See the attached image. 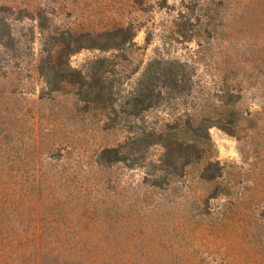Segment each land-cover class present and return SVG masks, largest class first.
Returning <instances> with one entry per match:
<instances>
[{"label": "rangeland", "instance_id": "374dc122", "mask_svg": "<svg viewBox=\"0 0 264 264\" xmlns=\"http://www.w3.org/2000/svg\"><path fill=\"white\" fill-rule=\"evenodd\" d=\"M212 1L0 0V23L3 19L6 23L0 24V31L10 30L15 41L10 46L7 39H0V186H42L35 208L25 206L23 210L30 224L25 223L23 229L36 231V238L41 231L49 234L45 246L59 247L62 261L264 264L263 54L247 53L249 62L232 79L236 84L243 78L242 87L238 85L233 92L237 112L234 131L228 133L214 125L209 129L212 160L218 163V170L212 169L216 174L213 181H198L201 163L185 165L187 160H194L193 153L187 156L178 150L168 157L160 145L133 153L125 149L129 159L102 172L94 163L97 150L105 144L124 142L127 133L122 129L100 133L91 125L78 132L77 125L70 122L63 126L57 121L58 115L52 114L61 106L68 122L69 107L74 103L72 93L58 95L52 91L56 82L63 90L64 86L71 88L58 80L57 72L79 70L86 75L91 60L107 57L115 71L106 79H114L112 106L117 113L110 109L98 122L132 124L137 130L138 126H154L157 121L185 118L194 111L198 120L214 121V115L202 111V107L214 105V86L219 79L214 66V38L206 32L207 27L212 30L214 26V6L210 15L205 11ZM231 7L226 6V16ZM243 16L239 14L240 22ZM240 22L236 23L238 28L243 25ZM119 24L131 27L132 35L125 42L124 34L97 32ZM177 24H185L193 37L181 41L171 36V28ZM69 28L95 30V34L81 36L79 44L84 47L70 57L61 52L62 57L51 61L50 55L56 54L58 46L54 35ZM253 32L255 40H240L238 53L242 54L250 42L254 50L264 45L259 26ZM232 51L236 52L234 48ZM157 57L187 63L192 92L176 93L165 88L159 101H153L156 105L147 111L137 116L122 112V107H132L136 84L148 63ZM42 94L44 100L40 102ZM87 117L93 119L92 114ZM12 134L20 140L18 157L12 149L16 140H9ZM60 143L63 146L57 149ZM49 152L58 160L46 158ZM88 160L91 165L84 162ZM75 167L81 173L73 172ZM106 172L109 174L104 178ZM154 180L162 182L164 190L149 192L143 181ZM108 184L109 189H105ZM89 187H93L92 193H87ZM170 188L180 189L175 193ZM25 198L28 203L29 198ZM194 202L213 217L214 224L189 221L188 211L196 206ZM37 211L51 214L45 230L31 225Z\"/></svg>", "mask_w": 264, "mask_h": 264}, {"label": "trees", "instance_id": "16d2710c", "mask_svg": "<svg viewBox=\"0 0 264 264\" xmlns=\"http://www.w3.org/2000/svg\"><path fill=\"white\" fill-rule=\"evenodd\" d=\"M182 1L185 2L186 0ZM239 1L214 0L211 4L208 3L205 9L206 15H210L209 10L214 6V26L212 30H209V27H207L206 32L209 37L214 38V57L217 60L216 63L214 62V66L218 70L219 79L214 86V105L209 104L208 106H204L202 107V111L214 115V121H212L213 118L198 120L196 117L197 112L194 111L186 114L185 118H170L162 123L157 121L154 126H138L137 130H135V125L124 124L122 122L101 123L98 122V118L110 112V109L117 113L114 106H112V102L115 100L113 96L114 79L113 81L106 79L107 74H115L113 63L109 58L98 57L91 60L89 62V71L86 75H83L82 71L72 69V73L70 74L57 72L58 80L70 84L71 88L66 89L67 86H64L65 89L63 90V86H59L58 82H56V86L52 91L58 95L72 93L74 97V103L69 107L71 116L68 122H65V116L62 115L63 107L58 106L56 110H53L52 114L58 115L57 121L60 124L68 126L67 124L72 122V126L77 125L78 132L87 129L91 125V128L96 127L100 133H106L114 129H122L127 133L124 142L116 145L105 144L97 150L94 163L102 172L103 169L106 170L111 166L126 162L129 158L124 152L125 149H128L129 153H133V151H139L146 146L160 145L168 157L178 150L184 151L187 156L193 153L195 156L194 160H187L185 165H191L196 161L197 164L201 163L203 165L202 172L198 176V181H213L216 179V174L215 172L212 174V169L214 167V171H217L218 163L216 160H212L213 154L210 152L212 140L209 129L214 125L228 133L234 131L237 112L233 108V92L238 85L242 87L243 78L239 80V83L236 82V84L232 82V79L234 76H238L239 71L245 67L246 62H249V58H247L249 53L260 52L264 55V45L254 50L252 42L245 45L242 54L238 53L241 49L238 45L240 40L250 39L248 41H251L255 37L253 32L254 27L259 26L261 33H264V0H247L248 2L245 4ZM227 5L234 7H231L232 11L226 16L225 8ZM21 12L30 13L28 10H21ZM240 13H244V19L241 22L238 19ZM1 21L3 23L0 24L6 26L5 20ZM237 22L243 25L238 28ZM97 32L98 34L108 36L124 34V38H122L124 42L132 35L131 27L124 24L112 25ZM192 33L185 24H177L171 28V36L181 41L190 40L193 37ZM92 34H95V30L92 32L88 29L76 28H69L63 30L62 33H56L54 36L58 46L54 52L56 54L50 55L51 61H54L53 57H62L59 54H63L64 52L65 54L68 53L70 57L77 49L84 47L79 44L81 36H92ZM0 39L4 41L7 39L6 43L10 44V46L15 45L14 37L8 29L0 31ZM146 40L150 42V35ZM233 48L236 52L232 51ZM187 68H189V65L180 60L165 59L163 57L154 58L148 63L144 71L145 73L142 74V77H140L136 84L137 89L135 88L134 91V103L132 107L130 109L122 107L121 111L135 116L139 115L142 111H147L150 107L156 105V102L153 101L155 99V101H159L165 88H171L176 93L186 90L192 92L193 84ZM53 69H55V66H53ZM106 83L109 85L106 86ZM78 85L80 86L78 87ZM106 93L107 98L104 100ZM39 98L40 102L43 101L44 95H40ZM38 109H41V105L38 106ZM91 114L93 115V119L90 121V118L87 116ZM71 118L72 120H70ZM94 123H97V125L95 126ZM20 133L22 134L23 132L20 131ZM13 139L16 140L17 145H13L12 149L17 152L18 157L21 149L19 147L20 140L17 134H12L9 138V140ZM53 143L55 144V142ZM57 145V149L63 146L62 143ZM46 158L58 160V157L53 152H49ZM84 162L87 165L92 164H89V160ZM85 169L83 168V172ZM13 171L14 168H12ZM73 172L77 174L81 173V170L75 167ZM107 173L109 174V172H106L105 176H103L104 178H106ZM188 173L186 172V174ZM62 175L63 172L61 173ZM98 179L100 178L98 177ZM143 184L147 185L151 193L158 192L159 189L164 190L162 182L158 180L150 183L143 181ZM108 185L105 189H109L110 184ZM40 188L42 186L38 187V185H31L26 188L24 186L20 188L11 186L7 189L0 186V264H71L61 260L59 247L48 249V246H45L44 241L50 237L48 236L49 234L46 235L41 231L36 238V231L35 233L33 232L35 234V237H33L32 232H29L26 228L23 229L25 223L26 226L30 225L26 220L27 214L23 210L25 206L27 209L30 206H33V209L35 208ZM92 188L89 187L87 193H92ZM179 189L172 190L170 188V191L177 193ZM25 197L29 198L28 203ZM159 203L156 205H159ZM194 204L196 206L188 211L190 214L188 216L189 221L192 222L193 220L191 219H196V223L204 220L206 222L203 223L214 224L213 217L203 212L200 204H196V202ZM98 209L102 211L100 206ZM49 216H51L50 213L37 211L31 225L34 228L45 230L49 223ZM43 235L45 237H42Z\"/></svg>", "mask_w": 264, "mask_h": 264}]
</instances>
